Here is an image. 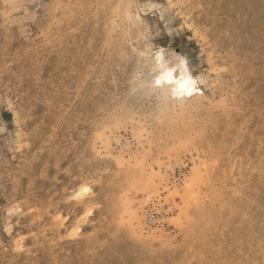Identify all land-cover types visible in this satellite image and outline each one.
Wrapping results in <instances>:
<instances>
[{
	"label": "rangeland",
	"instance_id": "obj_1",
	"mask_svg": "<svg viewBox=\"0 0 264 264\" xmlns=\"http://www.w3.org/2000/svg\"><path fill=\"white\" fill-rule=\"evenodd\" d=\"M0 264H264V0H0Z\"/></svg>",
	"mask_w": 264,
	"mask_h": 264
},
{
	"label": "bare ground",
	"instance_id": "obj_2",
	"mask_svg": "<svg viewBox=\"0 0 264 264\" xmlns=\"http://www.w3.org/2000/svg\"><path fill=\"white\" fill-rule=\"evenodd\" d=\"M153 67L156 70H160V72L153 77L151 86L154 91L163 93L167 99L173 102H187L199 97L203 93V84L205 82L202 76L194 72L187 65H184L180 69H177L175 66H168L162 51L157 52ZM169 73L171 74V82L167 78L161 79L162 77H167ZM188 79L195 82L191 94L189 95L185 92L183 95H177L176 93L179 91L180 84ZM157 80H161V83L157 84Z\"/></svg>",
	"mask_w": 264,
	"mask_h": 264
},
{
	"label": "snow or ice",
	"instance_id": "obj_3",
	"mask_svg": "<svg viewBox=\"0 0 264 264\" xmlns=\"http://www.w3.org/2000/svg\"><path fill=\"white\" fill-rule=\"evenodd\" d=\"M170 76L171 74L169 73L167 75V77H162L161 79H169V82L170 81ZM157 84H160L161 83V80H157L156 81ZM194 81H192L191 79H188L187 81H184L180 84L179 86V91L176 93L177 95H183L185 92H187L189 95L191 94L192 92V89H193V86H194ZM85 191H87V189H85Z\"/></svg>",
	"mask_w": 264,
	"mask_h": 264
}]
</instances>
